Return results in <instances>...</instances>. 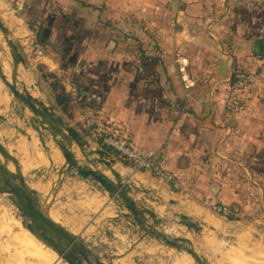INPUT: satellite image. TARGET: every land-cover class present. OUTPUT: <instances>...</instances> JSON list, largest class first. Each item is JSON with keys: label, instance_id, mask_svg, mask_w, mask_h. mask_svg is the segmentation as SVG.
<instances>
[{"label": "crops", "instance_id": "1", "mask_svg": "<svg viewBox=\"0 0 264 264\" xmlns=\"http://www.w3.org/2000/svg\"><path fill=\"white\" fill-rule=\"evenodd\" d=\"M0 14L8 17L4 25L13 40L31 43L48 60L59 48V55L71 53L82 62L87 48L102 43L96 32L103 26L155 41L165 66L156 76L160 100L133 72H123L100 92L112 134L156 160L171 181L148 178L147 171H133L132 178L138 176L143 183L137 184L153 192L168 185L175 204L205 223L213 219L208 202L218 200L229 208L233 229L264 240V82L235 93L243 106L232 113L224 101L235 60L250 61L253 55L264 63V0H0ZM173 18L180 22L172 26ZM177 54L190 63L192 88L180 81ZM116 215V206L109 205L106 217ZM118 226L125 228L123 241L136 240L127 235L128 221Z\"/></svg>", "mask_w": 264, "mask_h": 264}, {"label": "rangeland", "instance_id": "2", "mask_svg": "<svg viewBox=\"0 0 264 264\" xmlns=\"http://www.w3.org/2000/svg\"><path fill=\"white\" fill-rule=\"evenodd\" d=\"M0 15L2 16L0 18L3 23H7L8 17L5 14ZM109 27L103 26L98 28L96 32L97 38H102V43L97 47L87 48L88 51L85 52L87 57L82 62L75 61L71 53L70 56L60 57L59 48H55L56 57H53V60H48V58L43 57L40 50H34L31 43L20 45L22 39L13 40L25 61L26 73L22 72V78L26 86H33V90L30 91L33 98L42 101L45 106L48 103L52 104V98L44 76L49 73L61 76L66 92L73 98V118L72 120H65L68 125L76 129L94 148H99L97 140L102 135L101 115L97 116V105H102L99 103L102 102L100 88L104 84L103 82H113L123 72H133L137 78L144 81V86L146 85L149 88L150 94L154 92L156 94L158 90L156 76L162 74L161 66L158 63L140 60L139 45L126 41L123 38L127 33L112 31L108 29ZM153 43L154 41L151 39L143 42L145 45L149 44V52H151ZM0 44L5 49L3 52L6 58L11 62L1 34ZM112 44L114 47H111ZM44 49L47 50V48ZM70 50L72 52V48ZM88 56H94L95 60H99V62L88 60ZM57 57L59 58L57 59ZM60 61H62L65 68L61 66ZM109 71H112V74L108 78ZM71 76H73L72 79H70ZM125 76L127 74L122 75L121 78ZM96 79H99L102 84L94 81ZM121 81L119 83L116 82L119 88H121ZM0 97L7 100V109L4 111V107H0V116L4 120L0 122L1 128L13 133V140L11 142L13 145L21 142L24 146H27L20 133V131H27L25 123L16 115L19 107H16V103L12 100L1 80ZM153 97L158 101L162 96L158 93L153 95ZM19 114H21V111ZM27 116L31 118V115L26 111ZM86 132L89 136H86ZM28 135L34 143L37 142L36 135L32 130H28ZM47 138H50V136L47 135ZM109 138L105 137L104 139ZM0 141L5 147L8 144V141L1 136ZM46 147L53 151V153L59 154L61 160L56 163L52 162L51 156L53 153L46 152L39 147L36 149L48 157L47 164H43L40 161L36 165L35 160L30 155L31 169L27 172H22V174L34 197L48 213L56 217L61 225L73 232H78L91 224L88 228V234L96 237L98 242L104 244L106 248L115 249L118 257L114 263L120 264L122 256L133 243H126V240L124 239L123 241L121 236L111 233L107 229L109 227L106 226L108 222L106 221V209L101 213L100 211L108 200L100 199L97 193L91 192L88 187L72 176L73 172L69 164L55 145L49 144L46 141ZM115 170L121 174L122 178H131L134 184H137V182L143 183L138 176L132 177L135 175L133 171H138V174H140L141 172L145 173V170H136L133 166L131 169V166L130 168L124 167L119 163H117ZM145 175L148 178H157L152 174H147V172ZM169 191L167 185L165 186V190L158 189L154 192L152 190L151 194H149L152 199H155V197L162 198L163 204L158 212L165 222L164 226L158 227V230H166L165 234L169 237L189 240L192 243L194 251L200 257L206 259L209 264H228L225 263L222 254L230 249H234L243 256L264 263V240L256 238L253 235L245 236L242 232L236 231L233 229L234 220L222 219L213 214L211 210L210 215L222 226L221 228H216V233L211 231L198 234L188 233L183 227L172 224V222H177L178 220L175 214H185L186 211L190 213L188 216L192 220L202 221V217L194 212H190V210H184L180 207V204H167V198H172ZM207 225L210 226L209 224ZM105 232L109 233V237L105 235ZM228 236L236 239L237 245L233 246L230 242L224 241L223 238ZM27 240L32 241V243L48 252L34 238L30 231L26 229L23 220L20 218V213L10 203L1 202L0 198V257L6 261V264H13L7 259L6 254L2 253L1 247H4L9 250L10 254L19 255L26 264H33V260L19 246L21 241ZM142 242L128 256L127 264H195L183 252H176L166 246L160 247L157 245L155 247L150 243V240L145 243Z\"/></svg>", "mask_w": 264, "mask_h": 264}, {"label": "water", "instance_id": "3", "mask_svg": "<svg viewBox=\"0 0 264 264\" xmlns=\"http://www.w3.org/2000/svg\"><path fill=\"white\" fill-rule=\"evenodd\" d=\"M0 34L9 52L11 59L9 63L13 69V78L10 81L0 65V80L16 103V107H19L16 115L25 123L27 131H20V133L28 144L29 154L38 165L40 161L35 155L38 151L36 148L39 147L46 152L53 153L46 147V141L55 145L69 164L73 172L72 176L88 187L91 192L97 193L100 199L108 200L100 213L109 205L116 206L117 215L107 218L106 221L117 227L118 236L125 230L118 224L122 219L128 221L130 232L127 235L130 238H134L135 235L137 237L122 256L120 264H127L128 256L146 238L155 247L157 245L166 246L176 252H183L195 264H209L206 259L194 251L189 240L169 237L165 234L166 230H158V227L164 226L165 222L158 212L163 204L162 198L152 199L149 196L152 192L151 189L133 184L131 178H122L121 174L113 168L117 165L114 158L101 148L92 147L76 129L67 124L52 104L48 103L45 106L42 101L33 98L30 94L33 86H26L22 78V72L26 73L25 61L1 18ZM111 47L114 45L112 44ZM107 88V86H103L102 92H106ZM20 111L21 114H19ZM26 111L31 115V118L26 117ZM3 121L0 116V122ZM28 130L35 133L36 143L28 135ZM47 135L50 138H47ZM58 139L61 142L70 141L76 146L80 158L67 152ZM0 159L11 166L13 170L8 171L0 166V195L10 200L11 205L20 213V218L26 229L48 252L56 256L57 262L61 264H115L114 261L118 257L116 250L106 248L104 244L98 242L96 237L88 234L91 224L78 232H73L61 225L54 215L48 213L41 206L27 185L18 162L8 153L1 141ZM101 168L107 171L108 177L101 172ZM167 204L175 205V201L169 197ZM175 216L178 220L172 224L183 227L188 233L198 234L207 231L216 233V228L208 226L203 221L192 220L185 214H175ZM105 235L109 237V233L105 232ZM223 239L233 246L237 245V240L232 236ZM1 261L6 264V261L0 257V264H2Z\"/></svg>", "mask_w": 264, "mask_h": 264}, {"label": "trees", "instance_id": "4", "mask_svg": "<svg viewBox=\"0 0 264 264\" xmlns=\"http://www.w3.org/2000/svg\"><path fill=\"white\" fill-rule=\"evenodd\" d=\"M123 38L126 41L129 42H134L137 43L139 45V51L141 53L140 55V60L141 61H149L150 63H157L161 66L162 69V74L165 73V66L162 62V57H161V52L159 49V46L157 45V43H153V46L151 48V52H149V44L145 45L143 44L144 41H140L139 39L125 34L123 36ZM48 49H53V48H48ZM55 50V49H54ZM59 56H63V55H59ZM50 57H56L55 54L50 55ZM59 57H57L58 59ZM250 59V61H243V62H239L237 60L234 61V65H233V69H232V75H231V79H230V89L231 91L234 92V95H232V100L235 101L237 104L234 106V108L239 109L243 106V103L241 102V97H238V95H235V93H239L241 90L250 87L251 85H253L254 83H252L250 81V79L257 75L259 73V67L261 65H263L264 63L262 62V59L260 58H256L255 56L251 55L248 57ZM60 64L62 67L65 68V66L63 65L62 61H60ZM112 74V71H109V74L107 75V77L109 78L110 75ZM73 76L70 77V79H72ZM90 79H92V77L89 76ZM45 79V83L48 86L51 98H52V106L56 109V111H58L63 117H65L68 120H72L73 118V98L71 97V95L69 93L66 92L65 86H64V82L61 76L54 74V73H49L46 76H44ZM94 79V78H93ZM94 81H97L98 84L101 83L99 81V79H96ZM104 84H102L101 88H100V92L103 86H107L109 87V84H111L112 82H107L104 81ZM86 88V86H85ZM87 89V88H86ZM232 92V94H233ZM106 99V98H105ZM104 101H102L99 104H102ZM98 108L100 110V115H101V121H102V135L101 137L97 140V144L99 146V148H101L102 150H104L105 152H107L112 158H114L116 160L117 163L121 164L124 167H129L132 166L134 167V162L127 159L126 157L122 156L118 151L114 150L112 147L106 146L103 144V139L106 137H110V138H115L116 140L122 142L117 135H113L112 132L110 131L111 129L109 127H107V124L105 123V119L102 111V108L98 105ZM234 108H229L230 110L228 111L229 113H232ZM107 129V131H106ZM86 136H89V134L86 132ZM123 143V142H122ZM126 145V144H125ZM127 146V145H126ZM130 148V147H129ZM132 149V148H131ZM133 150V149H132ZM135 151V150H133ZM136 152V151H135ZM138 153V152H137ZM152 163L158 165V163L156 162V160H152L149 159ZM143 173V172H141ZM233 218L230 217L228 220H232Z\"/></svg>", "mask_w": 264, "mask_h": 264}, {"label": "bare ground", "instance_id": "5", "mask_svg": "<svg viewBox=\"0 0 264 264\" xmlns=\"http://www.w3.org/2000/svg\"><path fill=\"white\" fill-rule=\"evenodd\" d=\"M3 51H5V49L3 45L0 44V65L2 66L4 74H6L9 80L12 81L13 69ZM0 107H4L3 108L4 111L7 109V100L4 99L3 97H0ZM0 136L8 141V144L6 145V149L8 153L18 162L21 172L29 171L31 169V161H30L31 158L29 154L28 144L27 146H24L21 142H18L17 144L13 145L11 143L13 140V133L7 129H2L1 126H0ZM58 141L63 145L64 149L67 152L71 153L76 158H80L77 147L74 146L70 141H64V142H61L60 140ZM35 155L39 159V161H41V163L43 164L48 163L47 162L48 157L43 155V153H41L40 151H36ZM60 160L61 157L59 156V154L54 152L51 156V161L56 163L59 162ZM0 166H2L8 171H13L11 166H9L1 159H0ZM115 167L116 166H114L113 168ZM0 198H1V202L11 204L10 200H8V198H6L5 196H0ZM207 224H209L214 228L222 227L220 224H218V222H216L213 219H209L207 221ZM19 246L22 248V251L30 259L33 260V264H61L60 262H57L56 256L54 254L41 249L38 245L32 243V241L29 240L21 241ZM1 251L2 253L7 255V259L13 264H26L25 261L19 255L10 254L7 248L1 247ZM222 255L225 263L228 264H264L260 261L243 256L234 249L227 250L223 252Z\"/></svg>", "mask_w": 264, "mask_h": 264}, {"label": "built area", "instance_id": "6", "mask_svg": "<svg viewBox=\"0 0 264 264\" xmlns=\"http://www.w3.org/2000/svg\"><path fill=\"white\" fill-rule=\"evenodd\" d=\"M180 20L178 18H173L171 20V25L174 26L179 23ZM174 62L176 65V69L180 78V81L184 88L189 89L195 86L196 82L190 76V63L187 58L181 55H175ZM250 81L252 83L264 82V64L259 67V73L253 76ZM232 92L229 88L227 91V95L224 98L225 104L228 108H234L237 104L232 100ZM233 110H237L234 108ZM103 144L109 147H112L114 150L118 151L122 156L134 162V168L136 170H145L155 177L164 180L171 181L169 177H167L158 165L152 163L149 159L142 157L139 153L133 151L131 148L126 146L124 143L116 140V139H104ZM175 189H178V183L172 182ZM208 207L212 211L213 214L221 217L222 219H229L231 217V212L228 207L221 204L218 200L208 202Z\"/></svg>", "mask_w": 264, "mask_h": 264}]
</instances>
